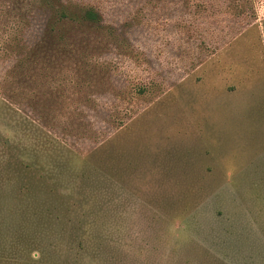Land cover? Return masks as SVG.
<instances>
[{"label": "rangeland", "instance_id": "rangeland-1", "mask_svg": "<svg viewBox=\"0 0 264 264\" xmlns=\"http://www.w3.org/2000/svg\"><path fill=\"white\" fill-rule=\"evenodd\" d=\"M0 264H264V0H0Z\"/></svg>", "mask_w": 264, "mask_h": 264}, {"label": "trees", "instance_id": "trees-1", "mask_svg": "<svg viewBox=\"0 0 264 264\" xmlns=\"http://www.w3.org/2000/svg\"><path fill=\"white\" fill-rule=\"evenodd\" d=\"M86 17H89V19H95L97 17L96 14H92V13H85Z\"/></svg>", "mask_w": 264, "mask_h": 264}]
</instances>
